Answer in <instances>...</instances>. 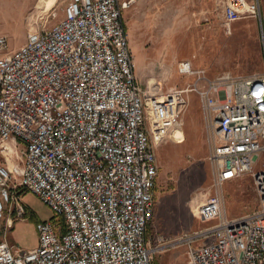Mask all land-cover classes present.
Returning a JSON list of instances; mask_svg holds the SVG:
<instances>
[{
  "label": "built area",
  "instance_id": "built-area-1",
  "mask_svg": "<svg viewBox=\"0 0 264 264\" xmlns=\"http://www.w3.org/2000/svg\"><path fill=\"white\" fill-rule=\"evenodd\" d=\"M134 1L72 0L58 25L30 31L14 52L0 36V231L25 220L27 192L64 220L41 224L39 248L20 256L0 240V264H153L175 245L158 238L153 247L146 233L155 148L187 102L185 91L138 84L120 14ZM258 15L264 26L259 8L244 0L224 12L229 22ZM214 87L216 98L212 86L200 95L217 118L221 186L264 154V76ZM255 180L262 210L184 236L189 245L216 237L190 251L192 264H264V171ZM221 208L219 196L205 200L202 220L219 218Z\"/></svg>",
  "mask_w": 264,
  "mask_h": 264
},
{
  "label": "rangeland",
  "instance_id": "rangeland-1",
  "mask_svg": "<svg viewBox=\"0 0 264 264\" xmlns=\"http://www.w3.org/2000/svg\"><path fill=\"white\" fill-rule=\"evenodd\" d=\"M231 0H135L121 9V21L142 90L162 93L185 91L186 107L170 136L156 146L158 169L155 209L146 238L150 245L174 243L157 253L153 264H192L190 251L216 243L211 236L182 244L184 236L209 232L223 221L253 215L262 210L255 176L264 171V154L253 169L219 185V168L213 160L218 145L217 118L203 104L201 92L252 77L264 76L263 21L246 16L229 22L224 17ZM254 4L264 17V0ZM72 0H0V36L7 38L8 52L17 51L30 31L54 27L65 17ZM37 22V23H36ZM263 26V27H262ZM190 68L193 74H183ZM214 87V88H213ZM219 196L221 216L203 221L199 208ZM25 220L12 225L0 240L21 251L38 246V225L54 219L53 211L35 195L25 193ZM4 223V220H2ZM161 238L159 241H156Z\"/></svg>",
  "mask_w": 264,
  "mask_h": 264
},
{
  "label": "bare ground",
  "instance_id": "bare-ground-1",
  "mask_svg": "<svg viewBox=\"0 0 264 264\" xmlns=\"http://www.w3.org/2000/svg\"><path fill=\"white\" fill-rule=\"evenodd\" d=\"M46 223H54V224H56V225H64V220H63L62 218H58V217H56V215L54 214V219H53L52 221H46V222L40 223V224L38 225V233H39V242H38V246H37L35 249H33V250H29V251H21V250H18V249H16V248H14V247L8 245L9 248L12 249L13 254L16 255V256H20V255H23V254H25V253H28V252H32V251L37 250V249L39 248V246H40V232H39V226H40L41 224H46Z\"/></svg>",
  "mask_w": 264,
  "mask_h": 264
}]
</instances>
